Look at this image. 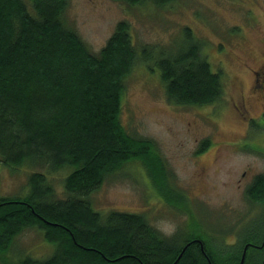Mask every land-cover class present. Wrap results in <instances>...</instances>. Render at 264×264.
Returning <instances> with one entry per match:
<instances>
[{"label":"trees","instance_id":"trees-1","mask_svg":"<svg viewBox=\"0 0 264 264\" xmlns=\"http://www.w3.org/2000/svg\"><path fill=\"white\" fill-rule=\"evenodd\" d=\"M29 2L0 0V161L13 168L37 163L71 171L64 177L65 196L56 197L46 174L35 171L26 192L0 195V251L22 229L35 226L53 244L52 254L42 260L26 255L12 264H208L197 249L180 256L158 243L143 214L102 213L89 198L105 175L137 159L164 200L182 208L154 143L132 135L119 120L124 78L138 58L146 68H158L174 104L215 103L224 97L225 75L212 68L205 40L184 26L174 46L137 49L128 24L119 21L95 54L66 25L67 0ZM209 144L201 141L196 153ZM246 191L264 201V176L256 175ZM247 241L214 245L209 264H240ZM245 255L243 264L261 263Z\"/></svg>","mask_w":264,"mask_h":264},{"label":"rangeland","instance_id":"rangeland-1","mask_svg":"<svg viewBox=\"0 0 264 264\" xmlns=\"http://www.w3.org/2000/svg\"><path fill=\"white\" fill-rule=\"evenodd\" d=\"M64 8V22L92 53H98L119 21L128 24L137 49L174 46L187 26L205 40L212 68H221L225 75L221 100L207 105L174 104L166 96L158 68H146L137 58L124 78L119 120L132 135L154 143L175 189L174 198L184 205L179 209L168 204L160 186L153 184L135 159L105 175L89 195L92 208L102 213H141L166 234L181 230L185 216L197 215L200 227L211 230L213 245H232L246 238L251 244L246 253L261 261L264 201L251 199L246 189L256 175L264 176V100L251 94L256 82L253 69L264 54V0L160 4L67 0ZM235 105L242 106L241 111ZM205 139H210L209 146L197 154ZM33 171L46 174L56 197L66 195L64 177L70 167L23 163L13 168L1 161L0 195L26 192ZM53 250L38 227H27L13 238L8 250L0 251V264H12L26 255L42 260Z\"/></svg>","mask_w":264,"mask_h":264},{"label":"flooded vegetation","instance_id":"flooded-vegetation-1","mask_svg":"<svg viewBox=\"0 0 264 264\" xmlns=\"http://www.w3.org/2000/svg\"><path fill=\"white\" fill-rule=\"evenodd\" d=\"M248 12H249L248 15L250 16L251 13L249 10ZM259 62L260 63H258V66L255 69H253V73H255L256 85L254 84V91L251 94L253 97L255 98L257 97V99L259 100L260 99L264 100V54ZM235 106L236 108H238V110L241 111L242 106L240 105L239 106L235 105ZM149 224L152 227H154L150 222ZM184 225L185 226L181 228V230L172 231L170 232V234L156 231V234L158 235L157 238L158 243L162 242L164 243V245L173 246L174 248L177 249L178 251L177 254H181L180 256H182V254L186 250L192 249L191 252H193L195 249H197L202 255L204 254L203 257L207 259V262L209 264L210 257L212 258L211 255L214 250V245L212 243L213 235L211 233V230L205 225L203 226L201 225L200 227L197 215L185 216ZM250 245L251 244H249V241L245 243L244 248H246V252H247V246Z\"/></svg>","mask_w":264,"mask_h":264},{"label":"water","instance_id":"water-1","mask_svg":"<svg viewBox=\"0 0 264 264\" xmlns=\"http://www.w3.org/2000/svg\"><path fill=\"white\" fill-rule=\"evenodd\" d=\"M262 244H260L261 247H263V257L261 259V263L260 264H264V240L261 242ZM245 252H246V248H244L243 252H242V257L240 259V264H243V261L245 259Z\"/></svg>","mask_w":264,"mask_h":264}]
</instances>
